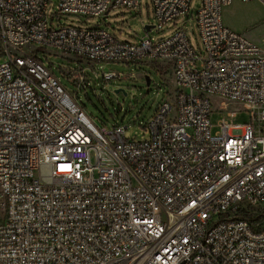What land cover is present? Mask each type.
I'll list each match as a JSON object with an SVG mask.
<instances>
[{
    "label": "built area",
    "instance_id": "obj_1",
    "mask_svg": "<svg viewBox=\"0 0 264 264\" xmlns=\"http://www.w3.org/2000/svg\"><path fill=\"white\" fill-rule=\"evenodd\" d=\"M151 1L159 30L191 11L192 0ZM234 1L201 0L199 57L184 28L132 43L52 25L51 0H0V264H264V47L223 23ZM140 5L58 0V11L100 17ZM34 49L166 61L174 101L160 104L147 139L126 138L127 126L101 124ZM212 96L242 104L250 121L234 122L230 109L213 133Z\"/></svg>",
    "mask_w": 264,
    "mask_h": 264
},
{
    "label": "rangeland",
    "instance_id": "obj_2",
    "mask_svg": "<svg viewBox=\"0 0 264 264\" xmlns=\"http://www.w3.org/2000/svg\"><path fill=\"white\" fill-rule=\"evenodd\" d=\"M200 3L201 0H192L189 15L179 18L164 30L151 28L149 31L151 38L157 41L170 36L178 28H184L198 56L202 57L204 48L195 20ZM46 16L56 27L64 24L84 28L100 27L119 40L132 43H140L146 34V25L156 23L151 0H141L138 9L113 8L107 15L86 18L60 14L58 0H51ZM222 19L226 26L264 47V2L235 0L223 7ZM33 51L50 68L61 84L76 95L101 124L110 130L117 124L127 126L126 138L138 141L147 139L149 133L146 125L160 104L166 100L174 101L176 92L174 71L172 65L166 61L91 63L71 55L60 54L55 49ZM78 69H84L87 74L85 77L87 79L90 77L91 80L85 78L81 82ZM104 71L116 72L121 74V77L104 80L102 78ZM146 75L150 76V84L145 81ZM92 79L95 80V85L90 84ZM117 89L120 91L117 92ZM211 101L213 133L218 130L216 126L218 121L230 109L237 111L236 116L233 117L234 122L244 124L250 121L251 111L245 109L242 104L228 101L226 107L219 96H212Z\"/></svg>",
    "mask_w": 264,
    "mask_h": 264
},
{
    "label": "water",
    "instance_id": "obj_3",
    "mask_svg": "<svg viewBox=\"0 0 264 264\" xmlns=\"http://www.w3.org/2000/svg\"><path fill=\"white\" fill-rule=\"evenodd\" d=\"M153 26H154V25H146V30L149 31ZM145 81L147 82V84H150L151 80H150V76H149V75H146V77H145ZM92 82H93V85H95V80H94V79H92ZM122 89H123V88H122ZM116 91L119 92L120 89H117Z\"/></svg>",
    "mask_w": 264,
    "mask_h": 264
},
{
    "label": "trees",
    "instance_id": "obj_4",
    "mask_svg": "<svg viewBox=\"0 0 264 264\" xmlns=\"http://www.w3.org/2000/svg\"><path fill=\"white\" fill-rule=\"evenodd\" d=\"M90 84L92 85L93 83H92V81H90ZM89 112V111H88ZM94 118H96L97 119V117L94 115V114H92L91 112H89ZM98 120V119H97Z\"/></svg>",
    "mask_w": 264,
    "mask_h": 264
}]
</instances>
